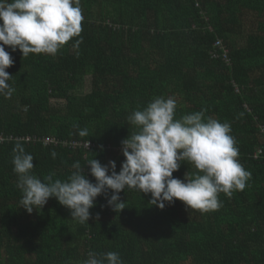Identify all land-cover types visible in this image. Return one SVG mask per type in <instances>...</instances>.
<instances>
[{
	"label": "trees",
	"instance_id": "16d2710c",
	"mask_svg": "<svg viewBox=\"0 0 264 264\" xmlns=\"http://www.w3.org/2000/svg\"><path fill=\"white\" fill-rule=\"evenodd\" d=\"M80 4L78 48L79 37L55 56L23 57L5 46L14 92L0 95V264H83L89 251L118 252L124 264H264V0ZM160 96L176 100L177 119L204 110L230 123L238 159L251 172L243 191L221 193L223 206L202 213L178 199L160 209L150 193L125 189L127 207L117 213L109 190L85 224L55 197L31 214L20 207L18 141L42 181L51 173L66 180L80 161L95 183L87 161H115L119 172L121 141L137 130L127 117ZM187 172L196 169L182 162L173 176Z\"/></svg>",
	"mask_w": 264,
	"mask_h": 264
},
{
	"label": "clouds",
	"instance_id": "9594fccd",
	"mask_svg": "<svg viewBox=\"0 0 264 264\" xmlns=\"http://www.w3.org/2000/svg\"><path fill=\"white\" fill-rule=\"evenodd\" d=\"M83 20L80 0H0V95L10 97L14 92L9 84L12 75L6 71L14 60L5 46L13 52L19 49L23 57L30 53L55 56L75 37L79 39L73 47H79ZM176 107L173 97L160 96L142 110H134L127 120L137 130L121 141L125 159L120 171H116L115 161H87L95 183L86 177L85 164L80 161L71 165L73 170L66 180L54 179L55 173H51L42 181L32 171L34 156L18 141L12 163L18 176L16 186L22 192L20 207L31 214L55 197L70 210L72 219L85 224L98 196H107L111 190L107 203L118 213L127 207L120 192L131 189L150 193V204L160 209L178 199L188 209L202 213L218 210L223 206L219 195L231 198L235 191H243L251 172L238 159L230 123L206 118L204 110L177 119ZM76 127L79 136H88L87 128ZM51 155L55 158V151ZM182 162L192 165L196 172H187L184 179L174 177ZM83 264L124 261L118 252L89 251Z\"/></svg>",
	"mask_w": 264,
	"mask_h": 264
},
{
	"label": "built area",
	"instance_id": "2783aa9c",
	"mask_svg": "<svg viewBox=\"0 0 264 264\" xmlns=\"http://www.w3.org/2000/svg\"><path fill=\"white\" fill-rule=\"evenodd\" d=\"M216 44H217V46L220 45V41L218 40V41L216 42ZM224 57L227 58L226 55H225ZM0 140H2V137H1V136H0ZM86 144H87V143H86ZM88 144H90V143H88ZM260 153H261V149L257 150L256 155H258V154H260Z\"/></svg>",
	"mask_w": 264,
	"mask_h": 264
},
{
	"label": "rangeland",
	"instance_id": "374dc122",
	"mask_svg": "<svg viewBox=\"0 0 264 264\" xmlns=\"http://www.w3.org/2000/svg\"><path fill=\"white\" fill-rule=\"evenodd\" d=\"M87 145V144H86ZM91 144H88V146H90Z\"/></svg>",
	"mask_w": 264,
	"mask_h": 264
}]
</instances>
